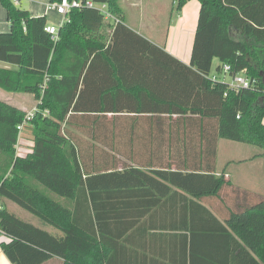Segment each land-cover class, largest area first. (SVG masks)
Masks as SVG:
<instances>
[{
  "label": "trees",
  "instance_id": "16d2710c",
  "mask_svg": "<svg viewBox=\"0 0 264 264\" xmlns=\"http://www.w3.org/2000/svg\"><path fill=\"white\" fill-rule=\"evenodd\" d=\"M20 1V0H19ZM0 0V250L11 264H264V195L230 207L220 139L264 157V0H198L185 63L126 24L121 0L72 7L57 38ZM60 0H50L57 2ZM189 0H172L181 10ZM242 73L231 88L211 74ZM6 64L7 66H3ZM215 76V79L212 78ZM7 199L39 219L21 218ZM220 200L224 206L215 205Z\"/></svg>",
  "mask_w": 264,
  "mask_h": 264
},
{
  "label": "rangeland",
  "instance_id": "374dc122",
  "mask_svg": "<svg viewBox=\"0 0 264 264\" xmlns=\"http://www.w3.org/2000/svg\"><path fill=\"white\" fill-rule=\"evenodd\" d=\"M122 6L125 11V20L131 26L139 29L140 32L150 37L152 40L156 41L158 44H164L165 37L168 32V27L171 25L174 27L172 30L171 38L174 40V32L177 30L176 26L178 22L187 21L189 26H195L197 20V0H192V2H188L185 8L181 10H176L175 8L171 9L172 0H121ZM194 1V2H193ZM29 0H20V7L24 9H28ZM106 7V6H105ZM107 10V7L105 9ZM3 64V63H2ZM219 64L218 59L213 60V65L211 69V74H218L220 79H224L225 81L231 82V76L228 74L217 73L215 70L216 66ZM264 78V75H263ZM22 97L23 101H16L14 103L13 100L15 98ZM0 99L8 102L10 104H19L20 106H24L25 108H29L31 103H36L31 93L26 92H8L0 89ZM35 109V108H33ZM28 110V111H29ZM21 137L26 138L25 145L16 146V152L19 155H23L31 150V145L33 144V134L31 130L27 127L21 131ZM24 135V136H23ZM25 135H27L25 137ZM23 144V143H22ZM257 151V148L243 144L231 140H220L218 145V155H217V164L222 166L228 159H245L251 157L253 153ZM252 160L248 159L246 162L241 164H232L230 167H264V159L263 160H254L253 162H248ZM264 174V171H262ZM2 204L4 207L14 212L16 215L21 218H25L26 220L40 223L39 219L35 216L27 213L22 208H20L15 203L2 199ZM30 217L31 219L27 218ZM1 242V240H0ZM0 264H9L8 259L4 256V254L0 251Z\"/></svg>",
  "mask_w": 264,
  "mask_h": 264
},
{
  "label": "crops",
  "instance_id": "0c3cea01",
  "mask_svg": "<svg viewBox=\"0 0 264 264\" xmlns=\"http://www.w3.org/2000/svg\"><path fill=\"white\" fill-rule=\"evenodd\" d=\"M29 2L30 4L28 7V10L31 15L33 16L45 15L47 19V24H58L59 23L60 16L56 14L54 11L48 9V4L50 0H29ZM188 2H192V0H189ZM188 2L183 6V8L187 6ZM196 7L197 9L199 8L198 0L196 3ZM259 9L264 10V5L263 7H260ZM126 24L130 28L135 30L137 33L145 36L149 40L158 44L156 41L152 40L150 37L140 32L139 29L135 28L134 26H131L127 22ZM186 24H188V22L185 20L182 22H178L176 26L177 30L174 32L175 34L174 40H172L173 38H171V34L173 33L172 30L174 29V27L170 25L168 27V32L165 37L164 44L162 45L158 44V45L164 47L166 51H168L169 53H171L172 55H174L181 61L188 63L189 58H190L192 39H193L196 25L191 26L190 24L189 26H187ZM8 29H9V22L7 21V18H6V12H5L4 7L0 3V32L8 31ZM2 65L7 66L6 64H2ZM23 100L24 99L22 97H19V98H15V100L13 101L14 103H17L16 101H23ZM14 105L28 113L29 111L34 110L33 108H35L36 104L33 102L31 103V106H30V108L32 107L31 110H29V108H25L24 106H20L19 104H14ZM263 122H264V117H263ZM26 136L27 135H25V137ZM220 140H223V139H220ZM25 141H27L26 138L21 137V135H19L17 145H19L20 143L21 145H25ZM219 141H218V145H219ZM218 145H217V155H218ZM253 154L251 157H248L245 159H228L225 161V163H223L222 166H219L217 164V167H216L217 173H224L225 179L228 181L222 193L223 195L222 198L224 199L225 204L227 206L233 207L237 205L238 203L243 202L244 200L249 201L250 196L251 198H253L255 196L264 195V174H262V171H264V167H230L232 164H238V163L241 164L243 162H246L248 159H251L253 157ZM263 159L264 157H259V158L255 157V158H252V160L248 162H253L254 160H263ZM216 160H217V157H216ZM216 204L221 207L224 206V204L220 203V200H217L215 205ZM27 218L31 219L28 216ZM32 223L39 224L37 222H32ZM9 264L11 263L9 262ZM43 264H61V261L58 259H50L44 262Z\"/></svg>",
  "mask_w": 264,
  "mask_h": 264
},
{
  "label": "built area",
  "instance_id": "2783aa9c",
  "mask_svg": "<svg viewBox=\"0 0 264 264\" xmlns=\"http://www.w3.org/2000/svg\"><path fill=\"white\" fill-rule=\"evenodd\" d=\"M16 3L19 0H14ZM84 5L86 7H96L102 12L105 17H109L110 14L108 11H106V5L105 4H98L95 3L93 0H60L57 2H49L48 9L54 11L56 14L60 16V21L58 24H47L45 26V30L51 35L52 39L57 38V32H58V26L61 25L66 19H67V13L70 11L72 7H79L80 5ZM229 70V65L225 64L223 65V74H227ZM213 79H215V76H212ZM252 81L245 76L242 73L234 74L231 76V82L229 83V86L231 88H239V87H249L251 85ZM33 110L29 111L23 122L18 125L19 133L22 131L24 125L27 123V121L32 117ZM2 238V234L0 231V240Z\"/></svg>",
  "mask_w": 264,
  "mask_h": 264
}]
</instances>
